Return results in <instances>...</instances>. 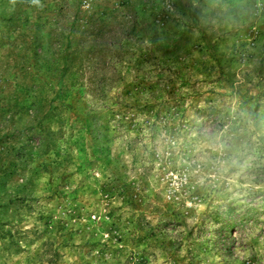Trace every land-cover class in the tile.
Instances as JSON below:
<instances>
[{"label":"rangeland","instance_id":"obj_1","mask_svg":"<svg viewBox=\"0 0 264 264\" xmlns=\"http://www.w3.org/2000/svg\"><path fill=\"white\" fill-rule=\"evenodd\" d=\"M0 0V264H264V0Z\"/></svg>","mask_w":264,"mask_h":264},{"label":"clouds","instance_id":"obj_2","mask_svg":"<svg viewBox=\"0 0 264 264\" xmlns=\"http://www.w3.org/2000/svg\"><path fill=\"white\" fill-rule=\"evenodd\" d=\"M31 4L37 7H43L41 0H31Z\"/></svg>","mask_w":264,"mask_h":264}]
</instances>
